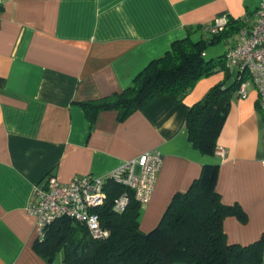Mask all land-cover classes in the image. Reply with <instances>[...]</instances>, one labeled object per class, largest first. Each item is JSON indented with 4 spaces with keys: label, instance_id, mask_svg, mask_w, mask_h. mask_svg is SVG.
<instances>
[{
    "label": "crops",
    "instance_id": "0c3cea01",
    "mask_svg": "<svg viewBox=\"0 0 264 264\" xmlns=\"http://www.w3.org/2000/svg\"><path fill=\"white\" fill-rule=\"evenodd\" d=\"M260 2L0 0V264H48L26 210L34 185L48 175H103L149 150L162 164L140 207L143 232L207 163L218 165L221 201L246 214L224 218L227 241L246 245L264 232V114L252 86L246 98L233 92L217 138L224 152L213 156L194 148L185 118L222 73L198 79L180 101L159 96L124 120L105 110L90 121L79 106L129 86L188 29L253 15Z\"/></svg>",
    "mask_w": 264,
    "mask_h": 264
},
{
    "label": "trees",
    "instance_id": "16d2710c",
    "mask_svg": "<svg viewBox=\"0 0 264 264\" xmlns=\"http://www.w3.org/2000/svg\"><path fill=\"white\" fill-rule=\"evenodd\" d=\"M249 15V14H248ZM241 18H228L214 33L207 25L188 29L185 38L174 41L170 50L152 60L119 92L81 102L85 116L93 121L105 110H115L120 120L141 110L153 99L167 95L175 101L198 79L222 73L204 96L188 106L185 127L188 139L202 155L213 156L230 99L239 84L237 70L226 65L227 51L242 25ZM198 33V35H195ZM223 40L226 48L217 61L207 56V47ZM217 164H204L200 175L186 191L176 192L158 224L147 232L139 226L140 207L131 200L122 212L112 210V201L123 187L107 183L106 203L97 211L100 223L109 230L106 238H94L87 228L69 218L49 225L34 248L48 264H260L264 254V232L251 243H229L223 228L226 216L240 221L246 214L238 205L224 204L217 193Z\"/></svg>",
    "mask_w": 264,
    "mask_h": 264
},
{
    "label": "built area",
    "instance_id": "2783aa9c",
    "mask_svg": "<svg viewBox=\"0 0 264 264\" xmlns=\"http://www.w3.org/2000/svg\"><path fill=\"white\" fill-rule=\"evenodd\" d=\"M241 20L243 23L227 51L226 65L237 70L239 97L246 98L251 85L264 114V0L253 15H245ZM226 22V17H217L205 31L214 33ZM216 152L222 154L224 151L218 148ZM161 164L160 152L149 150L103 175L86 174L67 182L48 175L42 185H34L26 206L35 219L37 238H43L49 225L60 218L83 224L94 238H106L109 230L101 225L97 210L106 203L107 183L124 189L114 197L113 211L122 212L131 200L145 205L151 199Z\"/></svg>",
    "mask_w": 264,
    "mask_h": 264
},
{
    "label": "rangeland",
    "instance_id": "374dc122",
    "mask_svg": "<svg viewBox=\"0 0 264 264\" xmlns=\"http://www.w3.org/2000/svg\"><path fill=\"white\" fill-rule=\"evenodd\" d=\"M225 48H226V43L223 40L216 42L215 44H211L207 47V56L209 58L213 59V61H217L219 55L223 54ZM248 89L249 90L251 89V85L248 86ZM139 220H140V218H139ZM56 262L58 264L61 263V257L60 256H56ZM174 264H185V263L182 260L177 259V261H175Z\"/></svg>",
    "mask_w": 264,
    "mask_h": 264
}]
</instances>
